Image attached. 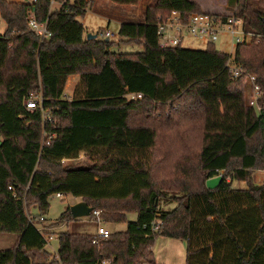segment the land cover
Returning <instances> with one entry per match:
<instances>
[{
    "label": "trees",
    "instance_id": "1",
    "mask_svg": "<svg viewBox=\"0 0 264 264\" xmlns=\"http://www.w3.org/2000/svg\"><path fill=\"white\" fill-rule=\"evenodd\" d=\"M53 1L61 0H0V233L16 236L0 250V264H35L34 251L47 240L29 207L40 217L57 193L81 198L104 222L126 229L98 245L93 234L59 233L56 264H158L152 248L161 236L185 242V264H264V181L250 180L256 169L264 175V0H228L252 35L232 56L213 43L159 47L158 16L201 13L190 0H157L144 23H121L118 35L142 45L136 53L84 37L77 18L94 0L51 10ZM30 15L46 21L49 38L30 31ZM71 75L80 81L65 98ZM248 78L260 89L259 111L247 104ZM31 94L41 95L44 112L26 110ZM50 134L56 137L43 143ZM81 152L88 164L62 163ZM218 175L208 189L206 180ZM68 218L69 208L56 222Z\"/></svg>",
    "mask_w": 264,
    "mask_h": 264
},
{
    "label": "rangeland",
    "instance_id": "2",
    "mask_svg": "<svg viewBox=\"0 0 264 264\" xmlns=\"http://www.w3.org/2000/svg\"><path fill=\"white\" fill-rule=\"evenodd\" d=\"M14 1H20V0H14ZM22 1V0H21ZM66 1V0H61ZM61 1H53L51 2V9L54 10L57 7V3L59 5L61 4ZM69 2H72L73 0H68ZM219 2V1H217ZM221 3V2H219ZM218 3V4H219ZM89 8V7H88ZM89 11L86 10L85 14L82 17H78L77 19L80 22H84V25L87 27V33H85V38L87 34H97L96 38L102 39L100 36V33L108 30L110 33H112L114 36L110 37V41H112L114 44L110 48V51L116 52V53H136L142 51V45L140 42L137 41H130L126 40L125 38H122L118 35V29L119 26L114 22L116 20L113 19L112 15H110L108 12H105L104 16H99V14H94L90 9ZM114 15L116 12H112ZM232 12L228 11L227 15H230ZM107 15V16H106ZM122 16L125 17L126 14L122 13ZM107 17V18H105ZM110 20V21H108ZM114 20V21H111ZM124 20L121 19V22ZM126 22V21H124ZM6 30V23L4 20L0 17V35H2ZM105 39V38H103ZM247 41L249 40V37H246ZM236 42L234 44L232 43L231 36L229 34H226L222 32L218 39L215 41V48L218 51L227 53L229 55L234 54V48L236 46ZM206 46V43L204 41L198 40L194 37H187L186 44H184L183 48H192V49H204ZM72 78L69 80L66 79L65 87H64V96L65 98H70L75 90L76 85L79 83L80 78L78 75H71ZM79 78V79H78ZM78 79V80H77ZM77 80V81H76ZM76 81V82H75ZM245 86H249V83L246 82ZM249 95V92L246 93L245 97L247 99V96ZM171 103H169L170 105ZM92 156H95V153L91 152ZM148 156V155H147ZM146 156V158H147ZM63 164H88L89 160L86 158V153L81 152L79 153L78 158L74 160H62ZM251 182L255 184H261L264 181V175L263 171L260 169H256L252 172L251 175ZM247 183L243 181H234L233 186L236 188H246ZM82 199L79 197H75L71 194H62V197L59 198L55 194H52L48 198L49 202V208L48 210L41 216L44 218V221L41 223L37 220L39 217L38 210L31 206L29 207V213L34 219V223L37 227L39 226H45L49 230L45 232V237L51 236L50 239H48L46 246L42 251H34V260L35 264H56L54 253L57 252L58 249V234L61 232H68V233H83V234H95L96 232V226L97 223L93 221V219H90L89 217H81V218H68L65 222L57 223L59 216L65 212L70 206L80 202ZM174 203L162 205L163 209H170L174 207ZM136 213H128L126 214V219L128 221H133L136 219ZM101 226L105 228L109 233L114 232H120L124 231L126 229V223H108L101 221ZM15 236L12 234H2L0 233V250L11 248L14 244ZM153 253L155 257H157V254L160 253L162 257L169 258L174 257L175 262H181L183 261L185 264V252L183 251L181 254V251L179 250V246L173 247V251H170L166 247H164V244L161 241V238L158 237L155 240V243L153 245ZM45 251V252H43Z\"/></svg>",
    "mask_w": 264,
    "mask_h": 264
},
{
    "label": "built area",
    "instance_id": "3",
    "mask_svg": "<svg viewBox=\"0 0 264 264\" xmlns=\"http://www.w3.org/2000/svg\"><path fill=\"white\" fill-rule=\"evenodd\" d=\"M158 19L159 22L157 25L156 34L158 36V45L160 48L175 47L178 45L183 46L186 44L187 37H194L198 40L204 41L206 44H215V41L222 32L231 36L233 44L234 42L241 43L247 41L246 37H249L250 40L252 37L251 34L247 35L243 32L242 20L238 17H235L233 14L222 18L221 16L207 13H191L187 17H183L179 12L172 11L166 18L162 19L161 16H158ZM28 28L40 39L49 38L51 36V32L47 29L46 21L38 22L33 15L28 17ZM100 36L102 39H109L114 35L108 30H105L100 33ZM228 65L232 76H238L240 70L235 68L231 62H229ZM247 82L250 86L249 95L247 96V104L249 106L255 107L257 111H259L260 106L258 104V100L261 97L260 89L258 85H256L253 78H248ZM137 97L140 98L141 95L138 94ZM24 105L26 110L29 112H33L37 109H40L42 112H44L40 94H31L30 97L24 101ZM55 137V134H50L47 138L44 137L43 143L45 142V144H49L50 139ZM8 188L11 189V187ZM55 195L59 198L62 197V194L60 193ZM100 213L101 212L99 210H92L90 215L87 216L97 223L96 232L91 238V244L93 245H98L99 240L107 239L111 234L101 226L100 222L103 221V219L101 218ZM37 220L42 223L44 218L40 216L37 218ZM159 225V222H157L153 230L156 231ZM37 229L44 234L49 230L45 226H39ZM50 238L51 236H48L46 240L48 241ZM110 263V259L106 258H103L99 261V264Z\"/></svg>",
    "mask_w": 264,
    "mask_h": 264
},
{
    "label": "crops",
    "instance_id": "4",
    "mask_svg": "<svg viewBox=\"0 0 264 264\" xmlns=\"http://www.w3.org/2000/svg\"><path fill=\"white\" fill-rule=\"evenodd\" d=\"M156 1L157 0H140L138 2V4H136V5H131V4L128 5V4L114 3L110 0H94L88 9H90V11H92L94 14H97V15L99 14V16L102 15V17L104 16L105 12H108L110 15H112L113 19L116 20V21H114V20H111V21H114L119 26L124 21L144 23L146 6L154 5L156 3ZM190 1L194 2L199 7L201 13H207V14L218 15V16H222V15L226 16L228 11H231L229 9L228 0H190ZM217 1H219L221 3L217 2ZM56 5H57V7H55V8L56 9L59 8V6H60L59 3H57ZM87 11H89V10H87ZM112 12H116V14L114 15ZM122 13L126 14V16L123 17ZM105 18H107V17H105ZM121 19H123L124 21L121 22ZM108 21H110V20H108ZM81 23L83 24V26L85 28V33H87V31H86L87 27L84 25V22H81ZM85 33H84V35H85ZM109 40H110V38H109ZM71 78H72V76L68 77L69 80ZM249 89H250V86H246V92L245 93L249 92ZM136 218H137V216H136ZM160 238H161L162 243L164 244V247H166L170 251H173V250H171V249H173V247L179 246V250L181 251V254L183 251L185 252V261H186L185 242H182L178 239L167 238V237H162V236ZM15 242H16V236H15L14 244H15ZM173 258L174 257L165 258V257H162V255H160V253H158L157 257H155V261L158 264H183L184 263L183 261L175 262V259H173Z\"/></svg>",
    "mask_w": 264,
    "mask_h": 264
},
{
    "label": "water",
    "instance_id": "5",
    "mask_svg": "<svg viewBox=\"0 0 264 264\" xmlns=\"http://www.w3.org/2000/svg\"><path fill=\"white\" fill-rule=\"evenodd\" d=\"M95 38H96L95 34L94 35L93 34H87L86 35L87 40L95 39ZM108 40H109L108 38H105V41H108ZM221 179H222L221 175L207 179L205 182V185L208 189H214L217 187V185L219 184ZM69 211H70L71 217L76 219V218L89 216L91 211H92V207L89 206L85 201L81 200L80 202L70 206Z\"/></svg>",
    "mask_w": 264,
    "mask_h": 264
}]
</instances>
